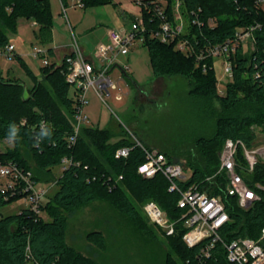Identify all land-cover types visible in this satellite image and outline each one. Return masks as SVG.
<instances>
[{"label": "trees", "instance_id": "1", "mask_svg": "<svg viewBox=\"0 0 264 264\" xmlns=\"http://www.w3.org/2000/svg\"><path fill=\"white\" fill-rule=\"evenodd\" d=\"M145 1L153 2L154 7L161 0ZM166 1L171 16L173 1ZM82 2L85 9L116 4L114 0ZM183 10L187 19H197L202 23L191 24L189 32L184 35L196 47L223 43L239 28L255 24L263 27L256 34L255 51L248 55L240 50L233 58V78L226 85L223 96L218 93L213 60L207 62L212 68L204 71L202 63H198L195 57L185 56L175 48V43L163 44L148 39L144 44L149 50L156 77L187 80L191 99L219 103L216 135L212 139L197 138L196 146L203 152L206 161L190 160L188 168L192 174L185 183H181V187L187 189L197 185L201 191L222 196L230 218L221 231L225 242L238 237L258 239L264 228V190L257 189L256 184L264 186V162H259L251 174L240 170L261 197L249 209H242L236 198L224 194V174L211 182L206 179L217 174L219 152L227 139L242 140L247 147L254 148L257 135L253 127L260 128L264 134V0H185ZM143 14L147 25L151 26V14L146 10ZM20 19L36 21L41 41H51L53 18L50 0H0V48L10 43L9 35L17 32ZM158 24L156 20L154 25ZM50 53L53 54L51 49ZM66 70L65 65L56 68L53 60L50 67L42 68L41 79L27 69L35 85L26 99L23 97L25 83L19 79H5L0 71V140L6 138L8 125L12 122L19 127L20 137L5 157L20 162L33 172L38 181L56 182L57 187L43 208L47 220L33 215L28 209H24L22 214L0 219V264H94L66 244L67 221L61 210H75L99 199L110 202L150 238L155 237L153 229L147 224L139 206L155 202L172 221L183 214L178 207L181 195L169 192L170 183L163 174L159 173L152 179L139 175L138 169L145 163L140 148H134L128 158L115 157L118 149L133 144L124 131L102 129L90 124L83 129L77 143L69 146L67 137L73 130L74 100L70 95L71 87L65 80ZM171 89L174 90L175 86ZM173 90H170L172 95ZM22 120H26L27 124L21 125ZM42 121H46L52 136L37 145L35 138L40 133ZM22 144L32 153L35 168L23 156ZM177 150L165 151L170 161H173ZM64 158H70L73 163L56 176L55 171L61 169ZM239 161L242 167L246 165L242 153ZM121 176L123 178L119 179ZM11 203H0V208ZM184 233L180 223L176 233L167 237L178 258L177 261L169 257V264H194L197 249L185 246L182 240ZM95 235L102 240L101 234ZM210 263L228 264L221 244Z\"/></svg>", "mask_w": 264, "mask_h": 264}, {"label": "rangeland", "instance_id": "2", "mask_svg": "<svg viewBox=\"0 0 264 264\" xmlns=\"http://www.w3.org/2000/svg\"><path fill=\"white\" fill-rule=\"evenodd\" d=\"M66 2L69 4L67 15L73 32L80 46L92 56L100 44L109 43V29L129 27L134 15L140 17L138 7L127 0H114L115 5L89 9L73 8L75 0ZM50 10L53 18L51 41L42 42L38 36L40 27H32L31 20L20 19L17 32L9 35L10 43L16 47L14 57L8 59L0 55V71L5 79H19L25 83V99L35 85L27 69L41 79L43 68L40 61L30 54L33 46H52L55 54L51 55V59L58 62L57 51L68 49L73 43V33L60 0H50ZM251 51L252 46L245 48V54L251 55ZM118 64H128L130 71L125 75L120 68H116L110 73L117 88L111 90V95L105 98L106 102L90 93V104L85 112L91 124L102 129L124 131L132 141L135 137L146 147L162 153L178 149L173 154V161L181 163L186 168V176H190V160L206 161L203 152L196 146L197 138L212 139L216 135L219 103L215 100L191 99L187 80L156 77L149 50L142 44H136L128 56L119 58ZM225 67L223 58L215 59L214 68L219 81L217 88L224 92L232 80ZM172 86L177 91L171 89ZM170 90H173V95ZM70 95L73 97L72 89ZM253 129L257 135L254 147L263 145L261 129ZM0 148L6 149L3 145ZM21 151L29 165L35 168L36 161L29 149L22 144ZM61 172L57 168L55 175H61ZM56 190L57 187H54L50 196ZM25 206L24 200L3 206L0 208V218L16 214ZM144 206H139L140 212L153 229L154 238L148 237L106 199H99L75 210H61L67 221L65 242L94 264H169V257L178 261L167 240L170 236L151 223ZM44 219L47 220L46 214ZM95 234H101L102 240Z\"/></svg>", "mask_w": 264, "mask_h": 264}, {"label": "built area", "instance_id": "3", "mask_svg": "<svg viewBox=\"0 0 264 264\" xmlns=\"http://www.w3.org/2000/svg\"><path fill=\"white\" fill-rule=\"evenodd\" d=\"M127 1L138 7L140 17L134 15L129 27L119 30L109 29V43L100 44L95 55L92 56L80 46L77 36L73 32L74 28L67 15L68 2L60 0L64 15L73 33L71 51L64 56L61 62H56V68L62 65L66 66L65 80L73 90V130L67 137L69 146H74L83 129L91 124V120L85 112L90 104V93L106 102L105 98L111 95V90L117 88V83L112 80L110 73L114 69L120 68L125 75H128L129 65L121 66L118 64V60L128 56L136 44L144 45L148 39H154L163 44L175 43V48L185 56L195 57L198 63H202L204 71L212 68L207 64L209 60L215 61L217 58H223L226 66L225 72L228 77L233 78V58L240 50L245 54V48L249 45L253 47V51H251L253 53L256 49V34L263 28L261 24L239 28L223 43L196 47L188 38H184V35L189 32L191 24L201 25L202 23L197 19L190 21L186 18L183 10L185 0H172L171 16L167 11L168 2L166 0L157 2L154 7L153 2L145 0ZM78 6L84 8L82 0H75L73 8ZM144 10L151 14V26L146 23ZM156 20L159 21L157 26L154 25ZM32 27H39V24L32 21ZM15 50V45L9 43L6 47L0 48V55L11 59L14 57ZM30 54L40 61L43 67L52 65L49 48L33 46ZM218 93L220 96L225 95V92L219 89ZM43 122L47 126L46 121ZM26 124V120L21 121V125ZM132 143V146L118 149L115 157L117 159L128 158L134 148H140L144 153L145 163L139 167V175L144 179H152L161 173L170 183L169 192H177L181 195L178 207L183 210V214L177 220L172 221L155 202L146 203L144 210L151 223L156 228H160L167 236H173L177 231V226L182 224L185 230L182 236L183 243L188 249H197L194 264H211L219 244L223 247L228 264H264V228H262L258 239L238 237L225 242L221 231L230 218L222 196L201 191L197 185L183 189L181 183H185L191 175L186 176V168L181 163L170 161L165 153L146 147L135 137H133ZM1 145L6 149L0 148V203L24 200L26 206L16 214H22L24 209H28L33 215L44 218L43 208L52 190L56 187V182L38 181L31 170L24 168L20 162L5 157L13 148V145L9 146L6 142V138L0 140V147ZM240 153L246 160L244 167L239 161ZM219 160L220 167L217 174L208 177L206 181L211 182L218 175L224 174L226 176L224 194L236 198L242 209H249L261 199L256 188L264 190V186L261 184H256V188L251 186L241 175L240 170L251 174L259 162H264V144L249 148L242 140L227 139L219 154ZM72 163L70 158H64L61 171H65ZM122 178V176L119 177V179ZM27 256L30 260L29 249ZM30 263L32 262L26 264Z\"/></svg>", "mask_w": 264, "mask_h": 264}, {"label": "clouds", "instance_id": "4", "mask_svg": "<svg viewBox=\"0 0 264 264\" xmlns=\"http://www.w3.org/2000/svg\"><path fill=\"white\" fill-rule=\"evenodd\" d=\"M40 133L35 138L37 145L45 138L50 139L52 136V131L49 127L46 126L45 122L40 124ZM19 127L15 122H12L8 125V131L6 135V142L12 146L15 145L19 140Z\"/></svg>", "mask_w": 264, "mask_h": 264}, {"label": "crops", "instance_id": "5", "mask_svg": "<svg viewBox=\"0 0 264 264\" xmlns=\"http://www.w3.org/2000/svg\"><path fill=\"white\" fill-rule=\"evenodd\" d=\"M126 14V13H125ZM128 14V13H127ZM103 44V43H102ZM47 48H49V50L51 49L52 50V52H53V54L52 55H54L55 54V49L52 47V46H48ZM85 49V48H84ZM71 51V49H70V47L68 48V49H64V51H62V52H59V51H57V60H58V62H61L62 61V59L64 58V56H66L69 52ZM85 51H86V49H85ZM87 52V51H86ZM53 60V59H52ZM53 61H55V60H53ZM56 62V61H55Z\"/></svg>", "mask_w": 264, "mask_h": 264}]
</instances>
